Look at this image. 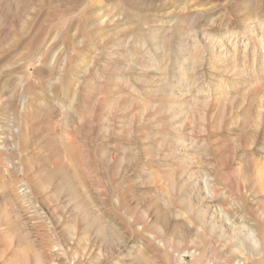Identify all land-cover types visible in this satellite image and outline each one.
<instances>
[{
    "label": "rangeland",
    "instance_id": "374dc122",
    "mask_svg": "<svg viewBox=\"0 0 264 264\" xmlns=\"http://www.w3.org/2000/svg\"><path fill=\"white\" fill-rule=\"evenodd\" d=\"M14 263L264 264V0H0Z\"/></svg>",
    "mask_w": 264,
    "mask_h": 264
},
{
    "label": "bare ground",
    "instance_id": "6f19581e",
    "mask_svg": "<svg viewBox=\"0 0 264 264\" xmlns=\"http://www.w3.org/2000/svg\"><path fill=\"white\" fill-rule=\"evenodd\" d=\"M64 174H65V173H64ZM64 174H63V173H58V175L61 176L63 182H67L65 188L67 189V192H68L69 194H71V192H73V190H72L73 187H72L70 184H72V183H70V184L68 183V181H67L68 179H67V177H66ZM56 175H57V174H56ZM56 175L54 174V176H56ZM66 175H67V174H66ZM65 178H66L67 180H65ZM48 180H52V181H53L54 178H51V177H50V178H48ZM84 215L87 216L88 214L86 213V214H84ZM88 226H89V225H88ZM101 236H102V235H101ZM110 238H111V237H110ZM111 240H112V239H111ZM137 262H141V260H140V261L138 260ZM14 264H16V263H14Z\"/></svg>",
    "mask_w": 264,
    "mask_h": 264
}]
</instances>
